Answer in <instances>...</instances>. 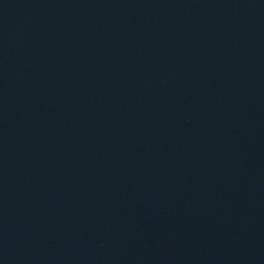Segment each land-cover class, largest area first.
<instances>
[{
    "label": "water",
    "instance_id": "water-1",
    "mask_svg": "<svg viewBox=\"0 0 264 264\" xmlns=\"http://www.w3.org/2000/svg\"><path fill=\"white\" fill-rule=\"evenodd\" d=\"M0 264H264V0H0Z\"/></svg>",
    "mask_w": 264,
    "mask_h": 264
}]
</instances>
